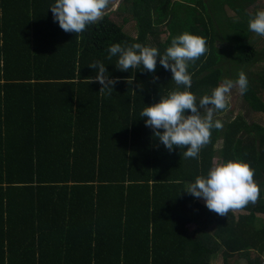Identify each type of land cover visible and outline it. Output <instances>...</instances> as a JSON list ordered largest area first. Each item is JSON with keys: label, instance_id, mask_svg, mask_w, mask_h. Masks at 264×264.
<instances>
[{"label": "trees", "instance_id": "16d2710c", "mask_svg": "<svg viewBox=\"0 0 264 264\" xmlns=\"http://www.w3.org/2000/svg\"><path fill=\"white\" fill-rule=\"evenodd\" d=\"M254 2L118 0L117 24L111 0L76 35L54 21L55 0H0V264H210L219 251L222 264H264V125L216 114L223 129L185 159L187 146L169 151L140 117L184 86L159 57L154 73L108 59L116 43L163 54L184 32L201 36L208 52L188 69L197 102L243 71L248 87L238 93L264 120V74L250 69L264 47L248 26L263 9H244ZM97 61L119 78L111 94L89 83ZM229 159L250 163L261 192L219 216L185 190Z\"/></svg>", "mask_w": 264, "mask_h": 264}, {"label": "clouds", "instance_id": "9594fccd", "mask_svg": "<svg viewBox=\"0 0 264 264\" xmlns=\"http://www.w3.org/2000/svg\"><path fill=\"white\" fill-rule=\"evenodd\" d=\"M111 0H55L50 6L54 21L66 33H83L90 24L103 19ZM249 30L264 36V10L257 11L249 20ZM111 59L118 56L116 67L120 71L141 69L154 73L159 63L170 70L176 85L184 90L171 91L160 98L158 103L146 106L140 117L147 118L145 124L153 130L158 139L169 151L174 146L187 150L184 158H199L201 150L211 142L212 130H222L223 122L216 113L227 111L230 104V92L238 87L241 94L247 91L248 79L243 71L236 81L224 79L211 92L197 102V97L189 91L192 87V74L188 69L208 52L205 38L184 32L171 40V45L161 54L156 47L140 43L121 45L112 44L108 49ZM89 67L96 69L95 77L89 83L99 82L100 93L111 94L119 78H109L105 64L97 61ZM128 77L127 83L132 84ZM158 77H153L155 82ZM142 87V85H138ZM203 110V114L202 111ZM187 112L191 114L186 115ZM162 129L163 131H159ZM255 170L250 163L240 159H229L214 164L206 175H199L185 190L196 198H203L206 207L219 216H227L230 211H242L250 203L255 204L260 197V186L254 179Z\"/></svg>", "mask_w": 264, "mask_h": 264}, {"label": "rangeland", "instance_id": "374dc122", "mask_svg": "<svg viewBox=\"0 0 264 264\" xmlns=\"http://www.w3.org/2000/svg\"><path fill=\"white\" fill-rule=\"evenodd\" d=\"M117 1L118 0H112V4L110 6V9L112 11L109 13V15L112 16V18L114 19V21L117 24H120V15H117V11L114 10L116 7ZM252 6H256V7L264 10V0H255V2L252 5H248L244 9L249 10L252 8ZM124 27H126V29L128 30L129 33L133 32V29L131 28V22L125 23ZM134 34H135V32L133 33V35ZM251 37H253L252 43L255 45V47L259 50H262L264 47V37L259 36L255 33L251 34ZM250 69L254 72L257 70L258 73L264 74V59L261 60L260 62H257V64H254ZM236 112L241 113L246 122L255 121V122H258V123H261L264 125L262 113H254L253 111H251L248 108V106L241 99V97L238 93V87H234L230 92V104H229L228 110L227 111H220V112H217L216 114L219 115L220 117L222 116V118H225L226 120H228L227 118L233 117V115ZM199 201H201L203 204H205V201L203 198H199ZM234 213H236V212H234ZM253 253H255V252L251 251V254H253ZM262 255H264V254H262ZM233 257H235V256H233ZM209 261H210V264H222L220 251L218 253H216L215 255H213L212 258L210 257Z\"/></svg>", "mask_w": 264, "mask_h": 264}, {"label": "crops", "instance_id": "0c3cea01", "mask_svg": "<svg viewBox=\"0 0 264 264\" xmlns=\"http://www.w3.org/2000/svg\"><path fill=\"white\" fill-rule=\"evenodd\" d=\"M212 258V257H211Z\"/></svg>", "mask_w": 264, "mask_h": 264}]
</instances>
